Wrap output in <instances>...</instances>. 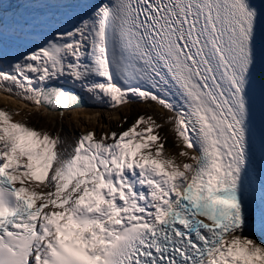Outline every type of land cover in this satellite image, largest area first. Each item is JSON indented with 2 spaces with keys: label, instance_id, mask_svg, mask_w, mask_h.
Returning <instances> with one entry per match:
<instances>
[{
  "label": "snow or ice",
  "instance_id": "6c2138e0",
  "mask_svg": "<svg viewBox=\"0 0 264 264\" xmlns=\"http://www.w3.org/2000/svg\"><path fill=\"white\" fill-rule=\"evenodd\" d=\"M37 8L59 23L11 58L0 45V91L53 111L82 100L61 81L112 108L154 102L182 159L151 115L64 147L0 110V264H264V0Z\"/></svg>",
  "mask_w": 264,
  "mask_h": 264
},
{
  "label": "bare ground",
  "instance_id": "6f19581e",
  "mask_svg": "<svg viewBox=\"0 0 264 264\" xmlns=\"http://www.w3.org/2000/svg\"><path fill=\"white\" fill-rule=\"evenodd\" d=\"M13 1L9 0L8 4H13ZM39 2L40 0H19V6L11 11L7 10L5 8L6 6L0 5V29L13 35L30 37L37 40L43 38L52 27L59 23V18L51 20L49 23H42L40 11L37 8ZM0 45H2L8 58L19 55L21 52H25L26 49H28L1 40ZM52 86H61L66 91H71L74 95H80L82 97L81 102L75 107H72L70 109L72 112L69 113L68 110L64 109L53 111L47 105L37 106L31 101L23 100L4 91H0V97L2 95V97L7 100L8 96H11L15 101L26 106L28 110L36 108L43 112L47 111L48 115L52 117L54 121L49 130L53 135H59L61 137L64 141V147L74 145L76 142V140H74V135H77L80 131L85 132L89 129L95 130L97 133L107 131L110 126L116 125L118 120L134 106L138 111L144 112L147 116H153V118L161 124H164V119L162 117L171 115V113L160 108L154 102L145 103L133 100L131 103L112 108L106 101L103 103L96 101L83 94L79 88L73 89L70 84L64 83L63 81L58 85ZM61 111L64 113L63 116L60 115ZM66 113L69 115H66ZM169 129L170 126L164 124V126L159 129V132L161 136L166 138L165 146L167 150L172 155H177V158L181 160L182 158L178 156L180 148L176 146L175 135ZM60 130L61 132H59ZM254 238L258 241H264V233L257 232Z\"/></svg>",
  "mask_w": 264,
  "mask_h": 264
},
{
  "label": "rangeland",
  "instance_id": "374dc122",
  "mask_svg": "<svg viewBox=\"0 0 264 264\" xmlns=\"http://www.w3.org/2000/svg\"><path fill=\"white\" fill-rule=\"evenodd\" d=\"M13 1V0H12ZM9 0H0V5H3L7 10L11 11L12 9L14 10L19 6V0H14L13 4H8ZM17 4V5H16ZM14 5V6H13ZM2 7V8H4ZM10 7V8H7ZM41 38V37H40ZM42 39V38H41ZM97 105V104H96ZM0 110L7 111L12 114V119L14 121H18L21 123L26 124L29 127H33L39 131H48L50 134L53 135V133L49 130L50 126L54 123L52 117L48 115L47 111H42L40 109H33V110H28L26 106L18 103L13 99V97L8 96V99H4V97H0ZM69 113L72 112V110H68ZM68 113H66L67 115ZM69 115V114H68ZM140 116H145L147 117L144 112H140L137 110V108L134 106L129 109V111L122 116L116 125L110 126V128L107 131H103L101 133L107 132H113V131H118L117 133L123 132L127 130L129 127L132 126L133 123L140 117ZM68 118V117H67ZM145 125H141L140 127L143 128ZM88 131H93L96 133L97 137L100 136L101 133H97L95 130H87V131H80L77 135H74V140H77L79 136L83 133H86ZM61 132V130L59 131ZM64 135V134H63ZM165 152L166 154H171L166 146H165ZM172 155V154H171ZM178 162H180L179 158H177Z\"/></svg>",
  "mask_w": 264,
  "mask_h": 264
},
{
  "label": "water",
  "instance_id": "95a60500",
  "mask_svg": "<svg viewBox=\"0 0 264 264\" xmlns=\"http://www.w3.org/2000/svg\"><path fill=\"white\" fill-rule=\"evenodd\" d=\"M7 33V32H6ZM8 34H10V33H8ZM23 37V36H22ZM65 90V89H64ZM73 94V93H72ZM75 107V106H74Z\"/></svg>",
  "mask_w": 264,
  "mask_h": 264
},
{
  "label": "trees",
  "instance_id": "16d2710c",
  "mask_svg": "<svg viewBox=\"0 0 264 264\" xmlns=\"http://www.w3.org/2000/svg\"><path fill=\"white\" fill-rule=\"evenodd\" d=\"M114 132H118V131L115 130Z\"/></svg>",
  "mask_w": 264,
  "mask_h": 264
}]
</instances>
